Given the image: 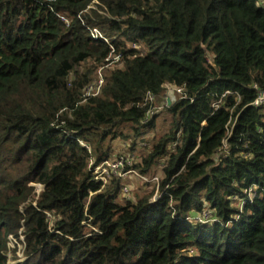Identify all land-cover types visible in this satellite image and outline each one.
Here are the masks:
<instances>
[{"label":"trees","instance_id":"obj_1","mask_svg":"<svg viewBox=\"0 0 264 264\" xmlns=\"http://www.w3.org/2000/svg\"><path fill=\"white\" fill-rule=\"evenodd\" d=\"M167 84L160 196L121 203L91 161L155 126ZM261 94L260 0H0V264H264Z\"/></svg>","mask_w":264,"mask_h":264},{"label":"rangeland","instance_id":"obj_2","mask_svg":"<svg viewBox=\"0 0 264 264\" xmlns=\"http://www.w3.org/2000/svg\"><path fill=\"white\" fill-rule=\"evenodd\" d=\"M140 49L144 52V48L140 47ZM116 58V57H112ZM122 61L113 63L111 62L108 65L101 66L97 69L94 78H92L91 82L94 84L97 83L99 80L102 81V84L104 83L105 73L112 68H115L117 66H121ZM87 88L85 91H87ZM179 96V93L175 90V88L172 85L167 84L165 86V91L162 94V96L159 99H155V107L153 112L157 114V118L155 121V126L152 128H146L142 131L144 133L137 137L136 140L134 139V135L131 129V124L127 123L120 127V130L123 131V136L119 137L117 139H114L112 141L109 140V137L107 138L105 142V146L110 145L111 148V157H116L118 155H127L131 158L133 165L136 171L140 174H132L127 177L122 178L120 182L122 184H128L130 192L129 193H123L120 191L118 201L121 203L127 202L129 200H137L142 197L152 196L151 199H154V196L156 194H160V186H158L154 182H150L147 180H143L140 176L141 175H148L149 177L157 176L159 180L163 178V164L161 160V163L155 164L150 171L147 174H144L141 172L142 165L144 164V159L148 158L150 153L152 152V139L155 137V139H158L160 136L165 134L168 129L171 126V114L168 112L166 108V102L169 103L174 101L176 97ZM148 177V178H149ZM36 191L39 193L43 189V185L36 184ZM90 228V227H89ZM22 239V237H21ZM17 240L14 237H10L9 240V247L13 249L16 245L15 243ZM11 254V251H10ZM9 254V255H10ZM17 259L14 260L11 259L10 256V264L15 263L16 261L23 260L24 254L21 249V245H18L17 249Z\"/></svg>","mask_w":264,"mask_h":264},{"label":"built area","instance_id":"obj_3","mask_svg":"<svg viewBox=\"0 0 264 264\" xmlns=\"http://www.w3.org/2000/svg\"><path fill=\"white\" fill-rule=\"evenodd\" d=\"M261 6H264V0H260ZM63 18V17H62ZM66 20V18H64ZM93 36L95 38L98 37V32L96 29H93L92 32ZM102 81L95 82L94 84H91L88 86V89L86 91L87 95H98L101 91L102 87ZM175 90L179 93V95L182 96L183 89L177 88L176 86H173ZM264 102V94H261L254 102L255 105H259ZM91 171H92V177L94 180L102 181L103 186L108 185L113 179L117 178L119 180H122V178L125 179V177L132 175V174H138L140 175L136 169L133 167V162L131 158L127 155H118L114 158H109L106 160L101 161L98 164H94V162L91 161L90 164ZM143 180H147L150 182H154L157 185H159L160 180L157 176L149 177L148 175H141L140 176ZM149 177V178H148ZM121 191L125 193H129L130 189L128 184H122L121 183ZM160 194H156L154 196L153 200H157L159 198Z\"/></svg>","mask_w":264,"mask_h":264}]
</instances>
